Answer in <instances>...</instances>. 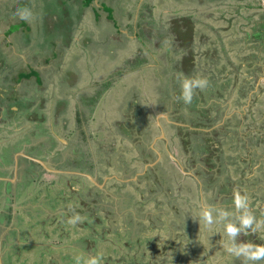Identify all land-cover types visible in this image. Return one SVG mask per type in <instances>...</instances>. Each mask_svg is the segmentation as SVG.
<instances>
[{
    "label": "rangeland",
    "instance_id": "374dc122",
    "mask_svg": "<svg viewBox=\"0 0 264 264\" xmlns=\"http://www.w3.org/2000/svg\"><path fill=\"white\" fill-rule=\"evenodd\" d=\"M150 4L151 1L148 2V0L139 2L138 9L143 17L138 18L136 23L133 19L128 21L126 17L119 18V23L130 22V24H128V31L126 33L123 31L124 34L120 35L124 38L123 44L119 48L116 47L111 54H106L104 48L105 43L116 41L112 37L113 33L109 34L111 30L102 25L95 29L88 25L84 27V24H81L78 32L75 27L72 37L75 48L61 52L63 60L60 68L65 71L73 56L83 51L81 57L76 61L84 71L81 84H89L100 79H102L101 82L109 80L106 97L99 105L100 110L103 109V111L110 107L109 103L118 104L120 98L123 99L126 93L131 98L132 91H128L132 83H134V89L137 92L142 88L141 84H144V93L139 92L138 96L143 99L147 107L146 101L153 103L154 98L158 97L157 91L161 87L172 86L173 77L177 83L185 77H206L210 82L218 85L223 82L222 79H230V87L223 91L222 97L206 95L208 103L217 102V105L214 107L213 114L215 122L208 124L205 129L210 132L216 128L220 121L235 117L234 121L237 122L241 118V123L238 124L240 134L237 137L240 140L233 142L229 140V137L227 139L221 135L220 143L224 148L220 157L222 166L217 170V174H211L212 177L216 176L214 181L211 179L207 181L205 175L201 176L204 181L202 192L196 186H192L193 188L188 186V181L182 178L186 175L171 178L170 170H168L169 174L163 173L165 177H163L162 183L154 178L153 168H148L151 177L145 178V180L140 179L141 176H134L138 171H142L145 165L141 157L138 159L136 156H131L130 151H127V156H124L126 150L122 146H117V143L121 141L120 137L107 142L106 152L104 154L101 152V157L97 152L98 170L102 169L101 162L107 164L99 182L103 183V187L104 182L106 183L105 187L108 185L109 187L105 191V187L104 189L96 187V196L85 194V199H94L92 202L94 205L90 208L85 204L80 207L81 203L74 208L65 209L63 207V210L60 211L55 208L63 196L64 199L61 200L63 204L64 202L71 203L72 197H74L71 188L68 187L70 180L68 182L64 180V177L60 176L61 173L46 172L44 177L51 181L49 183L41 182L37 177L35 181L32 180L34 182L29 179V185H24L19 189L22 196L13 200L16 203L12 207L13 213L16 212L15 217H19L20 221L21 219L26 220V217L30 218L32 223L30 224L32 227L30 239L43 243V247L30 249V256L37 262L35 264H77V258L79 264H87L90 255L98 258V264H244L243 257H233L225 251V245L231 243L225 232V224L229 221L236 222L240 215L233 203L235 192L248 197L249 210L257 220L264 223V38L255 36L258 33L257 30L264 29V26L258 23L261 15H264V0H179L174 5L162 10L158 9L160 0H156L155 7ZM183 16L192 20L196 30L193 49L199 66L194 68L190 76L174 66L179 63L184 50L179 46L173 31H167L172 27L174 18L181 20ZM135 29L140 33L139 41L131 37ZM147 31H150V34H146ZM86 33L93 41L88 46L81 42L88 36L84 35ZM156 33L158 34L152 35ZM49 34L47 32L45 35L47 39ZM152 42L154 46L160 44L159 48L150 47ZM77 43H80L79 46ZM137 50L140 55L136 53ZM124 57L128 59L143 57L144 61L140 66H145V72H138L132 61L120 67V71H115L117 68L111 71L112 68L106 66V59H119L117 64L120 65L121 59ZM58 59L51 60L50 67L53 69L49 74L52 76L62 73L54 68ZM154 67L156 70L158 69L159 74H156L155 70L153 73L151 72L150 69ZM48 85V89L53 87L52 84ZM58 90L59 88H56V91ZM241 91L244 92V95H241ZM70 94L66 93L67 99L75 103L71 100ZM170 94L173 95V91H170ZM58 96L62 97L65 94L59 92ZM10 102L11 99L7 94L0 90V105L8 113L12 111L10 108L12 104L7 105L6 103ZM76 102L79 103L77 100ZM82 107L87 109L83 105ZM22 108L29 109L24 105L19 106L20 110ZM176 112L183 113L189 121H196L199 118L197 112L191 109L189 111V109L181 108ZM54 114L55 110L48 111L47 115L45 114L48 118H43L41 123L38 122L43 128L37 131L36 136L32 135L30 141L26 140V136H23L20 140L21 146L16 151L25 149L26 146L23 148V143L26 142L29 150L33 147V150L29 151L31 154L34 155L37 152L39 158L42 157L45 160H54L56 157L53 154L62 149L67 155L65 160L66 162L68 160V163L76 165L79 158L87 161V159H83V156L82 158L78 157L81 153L75 143L70 142V147H68L69 145L62 146L59 142L57 138L59 135L67 138L70 133H63L61 130L58 132L57 126L54 125L55 122L51 121ZM95 114L100 117L101 111ZM165 114H170V111ZM176 114L172 113L168 117L171 118ZM35 116L39 117L38 112L35 113ZM27 117H31V113ZM148 119L147 115L146 120ZM146 120L140 121V123L148 131ZM28 123L35 125V122ZM170 127L172 131V126ZM167 130L170 128L167 127ZM89 133L91 132L83 131L79 140L82 141ZM213 134L218 139L219 133L216 135L213 132ZM202 135L203 133L200 132L197 135L193 134L189 142H196L197 138L199 139ZM163 137L173 139L171 134L164 133ZM90 140H94V138L90 137ZM90 140H88L89 143H91ZM165 142H158V146ZM175 142H180V140L177 139ZM185 144L182 141V148H178V150L175 145L177 153L174 156L182 160L185 172L197 173L195 162L198 161V158L195 152L186 150ZM191 147H193L192 144ZM74 148L75 153L73 152ZM188 149H190V144ZM249 152L251 154L248 155ZM132 153L134 154V151ZM20 157L18 155V159ZM21 158V162H25ZM54 161H59V159ZM66 162L65 164H68ZM11 165H13V161ZM23 165L25 164L23 163ZM77 167V171L85 170H79L80 166ZM4 170H6L5 164L1 162L0 176H3ZM35 170L32 169L27 176H35L33 174ZM200 174L197 173V175ZM70 175L78 177L72 178L75 184H85L90 188L94 186L91 180L81 178L79 174ZM53 179H56V182H52ZM162 184L170 186L168 191ZM7 185L8 181L1 178L0 214L2 211L6 210L10 213L12 210L7 206L6 209H2L5 205L3 201L9 202L7 197H10V194H7L5 189ZM223 186L227 189L226 198H221L219 190H217ZM82 189H85V186H82ZM46 195L51 196V201L44 200L45 210L40 209V206L35 203H39L42 198L45 199ZM75 195L77 196V194ZM76 199H79V196ZM25 201H28L27 204L24 203ZM29 202L30 205H28ZM8 206H11L10 203ZM204 207H213L214 214L218 208L233 215H230L225 221L221 220L219 223L205 226L202 221L200 224L198 221V213ZM74 211L79 212L82 216L81 221L76 224L69 223V218ZM7 219L10 220V217ZM25 225H28V222ZM53 231H59L60 234L55 237L56 234H51ZM246 231H249L247 235L244 232L237 234L235 240L237 244L253 243V232ZM255 234L264 240V227ZM49 237H55L51 239L55 248L50 245ZM13 238V235L9 236L10 246L2 245L6 252L3 254L5 258H2L6 260L5 264L7 262L8 264H30L32 260H27L26 253H16L21 249L18 248L19 246ZM247 264H264V259L256 262L249 261Z\"/></svg>",
    "mask_w": 264,
    "mask_h": 264
},
{
    "label": "flooded vegetation",
    "instance_id": "af4514ba",
    "mask_svg": "<svg viewBox=\"0 0 264 264\" xmlns=\"http://www.w3.org/2000/svg\"><path fill=\"white\" fill-rule=\"evenodd\" d=\"M48 1H49V3H48ZM53 1L54 0H44L42 2V4H40L41 2H39L38 0H5V2L2 5V9H0V24L5 25L6 23L7 24L12 23L14 19L18 20L17 16L14 15V12L17 8L28 7L29 9H31L32 13H34L35 8L37 7L39 9V13H42L44 15V21H45V26L43 27L41 25V22L39 24V20H38V24H39V26H38V32H39L38 39H39V44L41 43L40 44L41 51L44 54L49 55L46 58H49L50 62L52 59L59 58L57 60L56 66L54 68L57 69V71L59 70V72H60V71H62V69L60 68V64L63 60V59H61L60 54L62 51H65L70 47L69 44L73 40L72 37H73V30L74 29L69 27V25H67V20L71 19V18L63 16L62 15L63 12H61V14L58 13V15H60V17L58 16V20L56 22L51 21V23H48V19L50 18L51 14L55 18L57 17V13H56L57 9L55 8L54 10H52L53 9ZM150 6H153L152 3L150 4ZM126 12H127V10L123 9L122 13H126ZM151 12H153V11H151ZM122 17H123V15L121 14L118 18H122ZM130 19L134 20V18H130ZM130 19H128V21ZM178 20L179 19L174 18L173 22H172V27H170V29L167 30V31H169V30L173 31V33L175 34L176 40L179 42V46L181 47V49L184 50V53H183L182 58L180 59L179 63H176L174 66L179 68L180 71L185 72L187 75L190 76V75H192L194 68L199 66V61H198V59L197 60L195 59V53H194V49H193V43H194L193 41L196 38L195 25L193 24V22L190 18H188L187 16H183L182 19L179 21L183 22L181 29H183L184 33L182 34V38H179L177 32L174 30V27H175L174 22L178 21ZM44 21H43V24H44ZM58 21H59V24H57ZM134 22L136 23V21H134ZM258 23H261L262 25H264V15H261ZM127 24H130V22ZM190 26L192 28H190ZM47 32L50 33L48 39L45 36ZM87 32H90V31H87ZM111 33H112V31L109 32L110 35H111ZM180 33H181V31H180ZM104 34H106V32ZM146 34H150V31H147ZM157 34L158 33L152 34V35H157ZM84 35H88V36H86L81 42L84 43L85 45L87 44V46H88L93 41H91L88 33H86ZM132 35L133 36H131V37H133V39L136 41H139V39H141L140 33H138V30H136V29L133 31ZM113 36L114 35L112 34V37ZM157 37L161 38L160 36H157ZM114 38L116 41H111V42L109 41V42L105 43L104 48H105L106 54H111L116 47L119 48L120 45L123 44L122 43L123 39H124L123 37H120V35H118ZM149 38H151V36H149ZM186 41L190 42L188 46H187ZM79 44L80 43H77V46H79ZM36 45H37V43H33L34 47ZM109 45H110V47H109ZM151 46H153L155 48H159L160 44L159 45L155 44V46H154L153 42H152L150 44V47ZM74 48H75V46H74ZM190 51L193 52V65H190L188 69L186 67L183 68V66L189 65V64L185 63V61H186L185 57L188 56V53ZM82 52H80L78 54L76 53V55L73 56V58L70 61V64L67 67V69H65V71L63 70L62 73L60 72V74H61V76H59L60 81L57 80L58 82L56 84V88H59V90L61 88H63L64 86L68 87V88H73L72 91H68V92L71 93L70 94L71 100L75 103H72L71 101H69L66 96L65 97H59L57 95L58 97H56V100L51 99L54 102V104H53L54 105L53 109L55 110L54 116L56 115V117L58 118L59 124H63L64 129L68 130V131H66V133H70V130H72L73 139L75 138L73 143H75V146L78 147V149L81 153V155L78 157L82 158V156H83L84 157L83 159H87V157L85 156V153H89L91 158L93 157V152H91V150H88L89 149V141L88 140H90V137L94 138V140H90L91 143H94L96 140H98L99 142L103 141V140L114 141L120 137L121 141H119L117 143V146H119V147L122 146V148H124L126 150V154L124 156H127V151H130L131 156H136V157H138V159H140V157H141V160L143 161V163H144L145 158L147 156H149L150 158L151 157L153 158V157H156L159 152H163L164 153L163 159L168 160V157H169L168 155L170 153V150L172 152V155L174 156V154L177 153L178 148L179 149L182 148V141H183L184 144L186 143L185 144L186 150H188V151L192 150V153L195 152V155L198 158V161L195 162L197 164V167H195V171L198 174L201 173L199 176V175H197V173H194L193 171H188V173L185 174L186 178H189V179L191 178V180L193 181V184L195 183V185L198 187L200 184L199 178L202 175H205L207 178H210L212 173L214 175L217 174L216 173L217 170H219L222 166V160L220 157L222 156V154L224 152V148H222V144L220 143L222 141L221 135H223L227 139L229 137V140H231L233 142H236V140H240L237 137L240 134V132L238 131V124L241 123V118L239 117L240 119L237 120V122H235L234 121L235 117H231L230 120L220 121L219 123H217V126L215 123L214 127L216 126V128H213L212 129L213 131L210 130V132H208L209 130L205 129V127L208 126V124H212L213 122H215V118L213 117L214 116L213 114L215 112L214 107H215V105H217V102H214L213 104L208 103V101L206 100V95L211 94L217 98L222 97L223 91L230 87L229 86V83H230L229 81H231L230 79L229 80L228 79H226V80L222 79L223 82L220 83V85L210 82V85L215 84L218 86V88L212 90L209 86L204 91L197 90L196 94L193 97L192 103L185 105L182 101L178 100L180 88H179V83H177V81H175V77H174L172 86L164 85L163 87H161L159 89V91H157L158 97L154 98L153 103H148V101H146L147 107H146L143 99L138 96L140 94L139 92H141L142 94L144 93V84H141L142 88L140 89L139 92H137L134 89V83H132V85H130V90L128 91V92L132 91L133 95L131 98L128 96V93H126L124 95L123 99L120 98V102L118 104L114 105L113 103L108 102L110 104V107H108L107 110L103 111V109L100 110L99 105H100V102L103 101L104 98L106 97V88L108 87L107 85L109 84V80L101 82L102 79H100V80H94L89 84H87V83L81 84V79H83V72L84 71L81 68L80 69L77 68L78 65H77L76 61H77V59H79V57H81ZM136 53H138V55H140L138 50L136 51ZM118 61H119V59L117 60L116 58H109V59H106L105 62H107L106 65L108 66V68H110V69L112 68L111 71L115 70L116 68L117 69L115 71H120L121 70L120 67H123L124 64H128L132 61L133 65L136 67V69H138V72L142 73L140 71V69L143 67H139V66L144 61L143 57H136L135 59L133 57H131L130 59L124 57L121 59L122 63L120 65L117 64ZM103 62H104V59H103ZM113 62H115V63H113ZM69 71H72L73 74H72L71 79L68 81V80H65V77L67 76L66 73ZM108 75H106V76H108ZM110 75H112V73H110ZM115 75L117 76L118 74H115ZM144 76L145 75L143 73V77ZM139 81H140V83H142L141 80H139ZM59 82L63 85L62 87H59ZM47 84H49V83H47ZM158 86H160V85H158ZM56 88L54 90V93L56 91ZM157 88H159V87H157ZM170 91H173V95L170 94ZM241 95H244V92L241 91ZM39 97H40V99L38 101L40 103L43 100H46L45 95L43 96V98H41V94H39ZM95 97H97L98 99L96 100ZM121 99L123 101L124 100L125 101L123 102ZM76 100L79 103H77ZM71 103H72V109H70ZM82 105L84 107H86L87 109L86 110L83 109ZM0 107H1V105H0ZM38 108H40V107H38ZM98 108H99V110H98ZM181 108L189 109V111H190V109L192 111H196L197 114L199 115V118L196 121L187 120L185 118V116L183 115V113L176 112V111H180ZM2 110H3V108H2ZM100 111H101L102 118H101V115L99 117L95 114V113H98ZM168 111H170V114H165ZM33 112L36 113L37 111L36 110L32 111L31 117H28V118L31 121H33V120L36 121L39 118H36V116L34 115ZM1 113H2L1 114V120L5 119L6 116H11V112L8 113V111H6V110L5 111L3 110ZM19 113L21 114V111H19ZM172 113H177V114L172 116L171 118H169L168 115L170 116ZM24 115H25V113H24ZM147 115L149 116L148 120H146ZM42 116L44 118V115H42ZM23 117H27V116H23ZM144 120H146L148 122V132L146 131V135L148 137H151V140L162 135L161 137L158 138L157 141L160 143L166 141L165 144L159 146L160 147L159 149L157 148V145H156V148L145 146V144H144L145 142L142 139L143 137H141L142 133H144V130L142 128L143 125H142V123H140V121L143 122ZM53 121L55 122V119ZM3 122L4 123L0 124V133L3 134L6 131L9 133H12L13 130L17 129L14 124L8 125L7 121H3ZM91 122H94V123L90 124ZM165 125H167V126L165 127ZM170 126H172V131H171ZM167 127H169L170 130H167ZM230 130H233V131H230ZM83 131L84 132L90 131L91 133H89L87 136H85V138L81 141V140H79V137ZM198 132H200L201 134L203 133V135L199 139L197 138L196 142L192 141L190 143L189 142L190 137L193 134L197 135ZM213 132H215L216 135H217V133H219L218 139L216 138V136L214 137ZM34 133H35V131H33V130L29 131V132H25L24 136H26L25 137L26 140L30 141L31 136ZM164 133L166 135L171 134L173 136L172 137L173 139L164 138L163 137ZM70 136H71V133H70ZM241 137L244 138V136H241ZM177 139H179L180 142H175V141H177ZM84 140H85V142H84ZM7 141H8V139L5 140V142H7ZM87 142H88V144H87ZM241 142H243V141L241 140ZM20 143L19 144L17 143L18 146L20 145ZM187 144L188 145L190 144V149H188ZM191 144L193 145V147H191ZM243 144H244V142H243ZM175 145L177 146V150H176ZM18 146H15V144L10 143V144H8V147H7L10 153L7 154L4 152V153L0 154V162H4L5 167L8 165H11V163L13 161V159H12L13 151ZM97 147L98 148H96V152L94 153L95 159H97V157H96L97 152L99 153V157H101L100 146L98 145ZM133 149H135V151H136L135 154L132 153ZM25 150L27 151V152L26 151L25 152L28 153L29 147L26 146ZM197 150H198V152H197ZM142 151H144V153H142ZM74 152H75V148H74ZM249 154H251V152H249L248 155ZM53 155L56 157L55 159H59V158H63L64 156H67L62 149L59 151H56V153H54ZM165 157H167V158H165ZM33 158H39L37 152H35V154L33 156H31L30 159H26V162L24 165L25 166V170H24L25 175H28V173H30L32 171V169H37V167L43 168L44 173H46V172L47 173H55L54 171H52V172L47 171L48 169L45 166H43L41 163H39L38 161H36ZM45 158H47V157H45ZM21 159H23V156ZM40 159H42V157H40ZM175 159H173V160L177 163V161ZM43 160H45V159H43ZM54 160H52V161H54ZM85 161L86 160H82L79 158V159H77L76 163H79L80 166L83 167V164H84L83 162H85ZM163 161L164 160H162L160 162H163ZM66 163H68V160ZM180 164H182V160H180L179 165ZM105 168H107V164H105ZM143 168H144V166H143ZM159 170H161V168H159ZM26 171H28V172H26ZM56 173H58V172H56ZM147 173H148V175L150 174V172H147ZM154 173H155L154 175H159V171H154ZM33 174H35V172ZM61 174H64V173L61 172ZM66 174H67V172H66ZM214 175H213V177L210 178L213 181L216 178V176H214ZM157 178H158V181L161 182L160 176H157ZM202 178L203 177H201V180H202ZM210 179H208L207 181H209ZM44 180L47 181V179L45 177H44ZM42 182H44V181H42ZM9 183L10 182H8V185L6 186L7 188H9V187L11 188V186H9L10 185ZM95 185H97V184H95ZM108 187H109V185L105 189L103 188L104 191ZM217 190H219L220 195L225 194L224 196H227V194H226L227 189L225 188V186L221 187L220 189L218 188ZM43 200L44 199L42 198L41 201H39V203H35V205H38V206H40L39 207L40 209L43 208L45 210V205L42 202ZM27 202L28 201H25L24 203L27 204ZM79 203H83L82 200H80V199L74 200L73 199L71 201V204H74V205L75 204L78 205ZM28 205H30V202L28 203ZM32 205L34 206V204H32ZM88 206H89V208L91 207L90 205H88ZM4 209H6V206ZM3 213H4V211H3ZM8 217H10L11 222H14V219H16L12 215H10V213H8ZM12 219H13V221H12ZM29 219L30 218L26 217V220H29ZM37 219L40 220L39 218H37ZM40 221H42V219ZM7 230H8L7 228H1L0 227V264L6 263V260L2 259V258H5V255H3V254L6 253V252H4L5 248H3L2 245H3V240L6 236ZM7 241H8V238H7ZM26 256H27V260H32V262H30V264L37 263L32 259V257L30 256V253H28V254L26 253ZM2 260H3V262H2ZM7 264H8V262H7Z\"/></svg>",
    "mask_w": 264,
    "mask_h": 264
},
{
    "label": "crops",
    "instance_id": "0c3cea01",
    "mask_svg": "<svg viewBox=\"0 0 264 264\" xmlns=\"http://www.w3.org/2000/svg\"><path fill=\"white\" fill-rule=\"evenodd\" d=\"M38 1L41 2L40 4H42L44 0H38ZM85 1L86 0H54L52 10H54L55 8L57 9V12H56L57 17L55 18L51 14L50 18L48 19V23H51V21L56 22L58 20V16L60 17L58 13L61 14V12H63L62 13L63 16L71 18L67 20V25H69V27L73 29L76 27L78 32L80 31V29L78 28H80L81 24H84V27L85 25H88L90 28L95 27V29H96V26L102 25L103 27L105 28L107 27V29L111 30L114 35L113 37H116L118 35L124 34V32L126 33L129 28L127 23L126 24L119 23L118 17L121 14L123 15V17H126L128 19L134 18V21H137L138 18L143 17L142 14H140V10L138 9L139 2L143 0H91L89 3H85ZM149 1H151L153 7H155L156 0H148V2ZM177 1L179 0H173V1L172 0H160L158 9L162 10L164 8L170 7L174 5ZM4 2L5 0H0V9H2V5ZM162 2L163 4H161ZM123 9L127 10V12L122 13ZM32 14L33 15L30 21L14 19L12 23H9V24L6 23L5 25L0 24V90L5 92L7 96L9 97V99H11V102L9 104L8 103L6 104L7 105L12 104L11 105L12 111H10L11 116H6V118L3 120H1V114H2L1 112L3 111L2 110L3 107H0V124L4 123L3 121H7L8 125L14 124L17 128L13 130L12 133H9L7 131L6 132L3 131L4 132L3 134L0 133V154L4 152L9 154L10 152L7 148L8 144L11 143V144H15V146H18V144L20 143V140H22L23 136L25 135V132H29L33 130L35 131L33 136H36L37 131L40 128L41 129L43 128L40 125V123L43 121L42 115H44V119H46L48 117H46L45 114L47 115L48 111L54 110L53 109L54 107H52L54 106L53 105L54 102L51 99L56 100V97H58L57 95L59 92L60 93L63 92L66 96V92L73 90V88H68L64 86L63 88H61L58 91H55L54 93L56 84L58 82L57 80L60 81L59 76H61V74H58L57 76H52L51 74H49V72L53 69L50 67V63H51L50 59L46 58L49 55H46L41 51V48H40L41 43L39 44V39H38L39 37L38 26L40 22L43 27L45 26L44 15L42 13H39V9L37 7L35 8L34 13ZM38 20H39V24H38ZM43 21H44V24H43ZM57 24H59V21ZM73 42L69 44L70 47L67 50L72 49L75 46L73 45L74 44ZM33 43H37V45L34 47ZM139 67H143L139 69L141 72H145L144 71L145 66L142 65ZM77 68L80 69V66L78 65ZM150 70H152L151 71L152 73H153V70H155V73L159 74L158 69L156 70L155 67ZM47 83L52 84L53 89L52 88L51 90L50 88L48 89L49 85ZM62 86L63 85L59 82V87H62ZM39 94H41V98H43V96L45 95L46 100H43L40 103L38 101L40 99ZM65 96H62V97H65ZM28 102H34V104H32L33 106L32 105L30 106L29 104H27ZM22 105L26 106L29 109L22 108L20 110L19 106H22ZM40 109L42 110L41 112L38 111ZM70 109H72V106H70ZM35 110L38 112V115H39V117L38 116L36 117V118H39L38 120L31 121L28 117H23V116H28L29 113ZM19 111H21V114L19 113ZM54 118L56 122L54 125L57 126L58 132H60L61 130L63 133H66V131L68 130L64 129L63 124H59V121L56 115L52 117L51 121H53ZM28 122H35V125L29 124ZM92 123L94 122H91L90 124ZM143 130H144V133H142L141 137H143L142 139L145 142L144 143L145 146L156 148V145H157V148L159 149L160 147L158 146L157 140L162 135L152 139L151 141V137H147L146 135V130L144 128ZM70 133H71V136L73 137L72 130H70ZM71 136L68 135L69 138L68 137L65 138L63 137V135H59L57 138L59 139V142L62 144V146L69 145L68 147H70L69 143L70 142L72 143L75 140V138L70 139L72 138ZM6 139H8L7 142H5ZM33 140H34V137H33ZM108 141L109 140H103L99 142L98 140H96L94 143H89L88 150H91V152H93V157H92L93 159L91 158L89 153H85V156L87 157V161L83 162L84 163L83 167L80 166L79 163H76V165L80 166L79 168H81L79 170L85 169L84 171H77L78 167L71 163H68L65 165L66 156H64L63 158H59V161H54V162H52V159H48V161L51 163L50 166L55 167L57 169L56 171H54L55 173L63 172L64 174H60V176L64 177V180H67V182L70 180L68 183V187L71 188V191L73 192L74 197L72 198L76 199L77 196H79V199L82 200L83 202L79 205L80 207L83 204L85 205L88 204L90 206H93L94 203L92 202L94 201V199H91V200L85 199L84 198L85 194L87 193L89 196L91 195L96 196L97 195L96 187H100V188L103 187V183L99 182V178L100 176L103 175V171L105 170V164L101 162L100 165H102V169L98 170L97 168L98 166L96 164L97 159H95L94 153L96 152V148H98L97 146L99 145L101 152L104 154V152H106V145ZM37 142L40 143L38 140ZM27 145L28 144L24 142L23 148H25V146ZM19 146H21V144ZM19 146L16 149H18ZM16 149L15 151H13V154H12L13 165L6 166L5 167L6 170H4L3 176H0V180L1 178L5 179V181L10 182L9 186H11V188L5 187V189L7 188L6 192L7 194H10V197H7L9 202L3 201V204L5 205L3 206L2 209H4L5 206H7V208L9 209L11 207L12 210L10 212V215H12L16 219H14V222H11L10 220L7 219L9 211L5 210L4 213L2 211L0 214V227L8 229L6 232V236L3 240V245H9L10 242L7 241V238L9 240V236L13 235L14 236L13 239L15 243H17L19 246L18 248L21 249L16 253H30L31 248L43 247V243L42 241H34L30 239V236H32L31 234L32 227L30 225L32 224L31 220L29 219L30 223L29 221H26L24 219H21L20 221L19 217H15L16 212L13 213L14 209L12 205H15L14 203H16V201H13V200H16L17 197L21 195L19 193V189L23 188L24 185L25 186L29 185V179H31V182H34L37 177L39 181L41 182L45 181V180H40V178L44 179L45 173H44L43 168L37 167V169L34 171L35 176L32 175L31 177H28L27 175H25L24 173L25 166L23 165V163L25 164L26 159H30V157L33 156V154L29 152L33 150V147H31V150H29L28 153H26L27 151L25 149H21L19 151H16ZM132 151H134V154H135L136 152L135 149H133ZM142 153H144V151H142ZM18 155L19 157L20 156L25 157L24 159H22L25 162H21L20 160L21 157L18 159ZM168 156H169L168 160L163 159L164 158L163 152H159L158 155L153 158L152 157L150 158L149 156H147L144 161V165H145L144 169L142 171H138V173H135L134 176H141V178L140 177L139 178L142 180H145V178L151 177L150 175H148L147 172L148 170L153 168L154 171H159V175H154V178L158 180L157 176H160L161 183H162L163 177H165L163 173L167 172L169 174L168 170L171 171V173L169 174L171 178H174V176L176 177L178 175L182 176L188 173V171L185 172L184 165L182 164L179 165L180 159L178 157H176L175 159L174 156L172 155L171 150ZM88 158L90 161L88 160ZM173 159H175L177 163ZM162 160L164 161L160 162ZM63 166H66V167L64 168ZM159 168H161V170H159ZM47 171L52 172V170L50 169ZM70 174H79L81 178H87L89 181L90 180L92 181V179L89 177V175H91L95 177L96 181H98V183L100 184L96 183L97 185L94 184L92 188L86 186L85 184H82V185L75 184L72 181V178H78V177L70 175ZM46 175L50 176L49 174H46ZM211 177L212 175L210 176V178ZM182 178L188 181L187 184L190 188H193L192 186H196L195 183L193 184V181L191 180V178L190 179L186 177H182ZM210 178H207V179H210ZM53 180L54 181L52 182H56V179H53ZM45 182L49 183L51 181L47 180ZM92 182L95 183L94 181ZM199 183H200L199 186L198 187L196 186V187L202 192V186L204 185V181L201 180V177L199 178ZM76 185H79V186H76ZM105 185L106 183L104 182V187ZM162 185L168 191V188L170 186L168 184H162ZM82 186H85V189H82ZM74 193L77 194V196ZM224 195L225 194L220 195L221 198H226V196ZM63 199H64V196L62 197L61 200L63 201ZM30 200L32 199L30 198ZM44 200H46V202H48L49 200L51 201V196L46 195ZM61 200L58 201L57 205L55 206V208L58 211L63 210V207L65 209L70 208V207L72 208L77 207V205H72L70 202L69 203L67 202V204L66 202H64L63 204ZM9 203L11 206H8ZM26 222H28V225H25ZM51 234H56L55 237H57L58 234H60V232L53 231ZM54 238L49 237L50 245L53 248L56 247L54 246V242L51 240Z\"/></svg>",
    "mask_w": 264,
    "mask_h": 264
},
{
    "label": "clouds",
    "instance_id": "9594fccd",
    "mask_svg": "<svg viewBox=\"0 0 264 264\" xmlns=\"http://www.w3.org/2000/svg\"><path fill=\"white\" fill-rule=\"evenodd\" d=\"M14 15H16L20 20L30 21L33 14L31 9L28 7H22L17 8ZM209 86L210 81L206 77H185L179 81L180 91L178 100L182 101L185 105L191 104L197 90L204 91ZM233 203L236 211L239 212L240 215L238 216V220L236 222L229 221L225 224L226 235L231 241L230 244L225 245V251L233 257H243L244 264H247L249 261L256 262L264 259V245H255L251 242L237 244L235 242L238 233L244 232V234L247 235L249 231L246 230L256 233L264 227V223L257 220L253 213L249 210L248 197L246 195L235 192ZM230 215L233 214L218 208H216L214 214L213 207H204L198 213V221L199 224L202 221L205 226H210L213 223H219L221 220H227ZM81 219V214L74 211L72 216L69 218V223L76 224L80 222ZM77 264H79L78 258ZM87 264H98V258L94 255H90Z\"/></svg>",
    "mask_w": 264,
    "mask_h": 264
},
{
    "label": "trees",
    "instance_id": "16d2710c",
    "mask_svg": "<svg viewBox=\"0 0 264 264\" xmlns=\"http://www.w3.org/2000/svg\"><path fill=\"white\" fill-rule=\"evenodd\" d=\"M91 0H86L85 1V3H89ZM174 25H175V27H174V30L177 32V34H178V36H179V38H182V34L184 33L183 32V29H181V27H182V25H183V22H180L179 20L178 21H175L174 22ZM262 26H264V25H262ZM190 28H192L191 26H190ZM181 31V33H180V31ZM258 31V33H256ZM255 33H256V37L257 38H261V39H263L264 38V29L263 28H261L260 30H257ZM187 42V41H186ZM189 43L190 42H187V46L189 45ZM192 56V57H191ZM186 58V61H185V63L186 64H189V65H186V66H183V68H189V66L190 65H193V52L192 51H190L189 53H188V56H186L185 57ZM192 61V62H191ZM191 62V63H190ZM67 74V76L65 77V80H70L71 79V77H72V74H73V72L72 71H69V72H67L66 73ZM210 88L212 89V90H214V89H217L218 88V86L217 85H215V84H211L210 85ZM219 92V91H218ZM96 98V100L98 99L97 97H95ZM30 103V104H29ZM27 104H29V105H32V104H34V102H28ZM34 113V112H33ZM34 115H35V113H34ZM252 238H253V244H255V245H264V240L263 239H260L259 238V236L257 235V234H255V233H252Z\"/></svg>",
    "mask_w": 264,
    "mask_h": 264
},
{
    "label": "water",
    "instance_id": "95a60500",
    "mask_svg": "<svg viewBox=\"0 0 264 264\" xmlns=\"http://www.w3.org/2000/svg\"><path fill=\"white\" fill-rule=\"evenodd\" d=\"M33 159H35L36 161H38L39 163H41V164H42L43 166H45L48 170H49V169L52 170V171H56V170H57L55 167L50 166L51 163H50L48 160H43V159H40V158H33ZM89 177L92 179V181H94L95 183H98V182L96 181V178H95V177H93V176H91V175H89Z\"/></svg>",
    "mask_w": 264,
    "mask_h": 264
}]
</instances>
